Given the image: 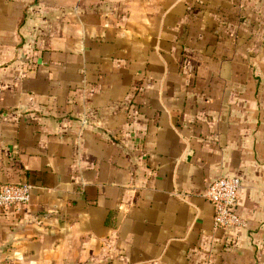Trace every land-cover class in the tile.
Here are the masks:
<instances>
[{
  "label": "crops",
  "instance_id": "0c3cea01",
  "mask_svg": "<svg viewBox=\"0 0 264 264\" xmlns=\"http://www.w3.org/2000/svg\"><path fill=\"white\" fill-rule=\"evenodd\" d=\"M5 184L0 264H264V0H0Z\"/></svg>",
  "mask_w": 264,
  "mask_h": 264
},
{
  "label": "built area",
  "instance_id": "2783aa9c",
  "mask_svg": "<svg viewBox=\"0 0 264 264\" xmlns=\"http://www.w3.org/2000/svg\"><path fill=\"white\" fill-rule=\"evenodd\" d=\"M241 181L236 177H219L207 187L204 198L213 206L214 228L229 231L244 227L237 213L238 193ZM32 187L20 184H5L0 188V209L19 208L30 202Z\"/></svg>",
  "mask_w": 264,
  "mask_h": 264
}]
</instances>
